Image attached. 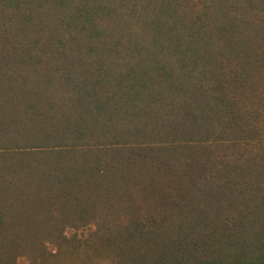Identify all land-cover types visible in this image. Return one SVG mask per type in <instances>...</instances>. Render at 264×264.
Returning a JSON list of instances; mask_svg holds the SVG:
<instances>
[{
	"label": "trees",
	"instance_id": "trees-1",
	"mask_svg": "<svg viewBox=\"0 0 264 264\" xmlns=\"http://www.w3.org/2000/svg\"><path fill=\"white\" fill-rule=\"evenodd\" d=\"M0 264H264V0H0Z\"/></svg>",
	"mask_w": 264,
	"mask_h": 264
}]
</instances>
